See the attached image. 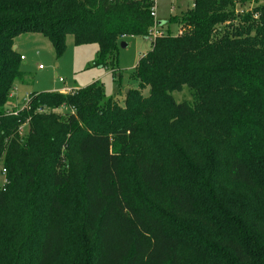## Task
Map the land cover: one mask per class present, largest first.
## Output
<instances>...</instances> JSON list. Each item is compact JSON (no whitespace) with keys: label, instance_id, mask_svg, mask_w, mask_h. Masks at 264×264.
<instances>
[{"label":"trees","instance_id":"16d2710c","mask_svg":"<svg viewBox=\"0 0 264 264\" xmlns=\"http://www.w3.org/2000/svg\"><path fill=\"white\" fill-rule=\"evenodd\" d=\"M193 1L168 21L180 25L178 34L153 38L167 23L152 17L153 0H0V163L9 180L37 189L45 159L54 163L39 228L4 240L0 264H264V5L240 15L232 0ZM236 18L247 24L237 34H216ZM26 34L47 39L56 58L68 36L75 46L95 44L93 67L115 73L122 38L151 37L133 75L148 95L130 90L124 109L93 83L67 94L32 93L29 110L8 115L12 91L25 82L15 39ZM185 88L192 101L175 102L172 94ZM158 102L184 135L178 148L168 142L152 155L139 137L157 124ZM61 108L68 110L49 113ZM28 119L25 140L18 129ZM67 136H78L79 177L62 149ZM193 140L204 152L193 153ZM213 182L221 188H206ZM145 192L168 200L176 224L158 215ZM9 203L0 188V213ZM186 221L205 228L188 241L177 227Z\"/></svg>","mask_w":264,"mask_h":264},{"label":"rangeland","instance_id":"374dc122","mask_svg":"<svg viewBox=\"0 0 264 264\" xmlns=\"http://www.w3.org/2000/svg\"><path fill=\"white\" fill-rule=\"evenodd\" d=\"M235 5V13L245 15L248 12L254 11V9L264 5V0H232ZM243 2L244 6L240 4ZM191 0H156V16L158 21H167L165 27L161 29V32L165 33L171 31L173 35L178 34L180 31V25L169 23V19L175 15H181L190 9ZM257 18V16H255ZM247 25L244 21L235 20L227 21L218 26L216 34L219 36L226 33L237 34V28L239 25ZM254 34V31H252ZM125 43L126 47L122 48L121 43ZM15 44L18 46V53L22 54L25 59L21 62V70L25 74V82L18 84V88L15 92L13 100H10L12 105H20L21 102L26 99L32 93H48V92H61L64 88H72L75 90L86 88L93 83H99L104 89L106 97H112L117 105L121 108L125 107V102L129 91L132 89H138L141 94V98L148 95L149 87L140 89L139 83L134 79V70L139 62L141 56L146 55L152 48V38L142 37H127L120 41L117 54L118 71L115 73L111 69H104L93 67V63L97 58L98 46L86 45L75 46L72 36L67 37V47L63 55L56 58L55 52L51 43L43 38L39 34H26L16 38ZM40 66L42 68H40ZM115 73V74H114ZM62 80L63 82H61ZM128 92L125 93V90ZM175 102L181 103L185 100L192 101L191 93L188 89H184L181 93L174 92L172 94ZM156 108L159 107V115L155 116L152 121H157V124L150 123V130L145 131L142 136L139 137V141L149 154L156 153V147L164 146L170 142L172 145L178 139L184 135L183 128L180 124H176L169 120L170 108L165 105L164 102L154 103ZM125 109V108H124ZM67 108L57 109L55 111H49V113H55L57 115L63 114L67 111ZM23 135H19L21 139H27L31 131V121L24 123ZM98 129V128H97ZM88 131L92 130L87 128ZM54 131L51 128L49 132ZM62 149H68L67 161H71L74 165V176L80 175L83 166L80 163V158L77 153V141L78 136H67ZM190 141H182V144H186ZM175 148H178V144ZM193 153H202L204 150L196 141H192ZM168 158L174 157L175 149L167 148ZM132 160V157H131ZM44 164V177L41 176L42 189H37L36 184H28L21 180L22 178L9 180L7 177V171L2 163H0V188L7 187V192L10 196V203L5 213H0V246L4 240L13 242L16 239H23L30 232L36 233V229L39 228L41 218V204L46 200L47 194L50 190V186L46 185V181L52 176L53 162L51 158L47 157ZM126 171L133 172V165L131 166L130 159L126 160ZM165 167H168L166 163ZM174 170H167L165 173V180L172 179ZM186 172L183 177L186 179L188 176ZM176 175V174H174ZM130 179L135 176L129 175ZM206 185V188L215 190V188H221L219 182H213ZM138 185V184H137ZM71 191H74L75 197H79L75 191L79 192L72 184L69 186ZM141 193V191H140ZM143 195V192L141 193ZM145 198L148 199L151 207H154L159 216L164 218H170L173 224H176L174 213L171 210L168 200L164 197L153 198L145 192ZM37 214L39 217L34 221L33 217ZM180 226H177L184 232V236L187 240H193L194 233L201 231L205 227L200 224H194L189 222H183ZM15 237V239H14ZM190 237V238H189Z\"/></svg>","mask_w":264,"mask_h":264},{"label":"built area","instance_id":"2783aa9c","mask_svg":"<svg viewBox=\"0 0 264 264\" xmlns=\"http://www.w3.org/2000/svg\"><path fill=\"white\" fill-rule=\"evenodd\" d=\"M155 1L156 0H153L154 6L152 8L151 15H152V17H154L155 21L158 22V20L156 19V4H155ZM191 1H192V3H191L190 8H194L195 7V3H194L193 0H191ZM162 33L163 32H161V30H155L154 33H153V38H156L158 36H161ZM122 39H124V38H122ZM22 59H25V57L22 56ZM40 68H42V67L40 66ZM60 81L63 82L62 80H60ZM16 90H17V88L15 87L14 90L12 91V93H11L10 100H13V97L15 96ZM74 91H76V90L75 89H72V88H64L62 90V92H65L66 94L67 93H73ZM29 104H30V97L29 96H27L26 99L23 101V103L21 102L20 105H12L10 103V101H9L8 102V105H7L8 108L6 109V113L8 115H14V116H16L19 112H21L23 110H29ZM47 112L48 111L42 110V109H40L38 111V113H47ZM28 121H30V119H28L26 122L28 123ZM23 125H24V123L18 129V134L19 135H23L26 132V131H24V126ZM5 171L6 170H4V172Z\"/></svg>","mask_w":264,"mask_h":264},{"label":"water","instance_id":"95a60500","mask_svg":"<svg viewBox=\"0 0 264 264\" xmlns=\"http://www.w3.org/2000/svg\"><path fill=\"white\" fill-rule=\"evenodd\" d=\"M162 24H163L162 22H159V23H158L159 26H161ZM121 47H122V48L126 47V44L122 42V43H121ZM15 48H16V47H14V49H15ZM127 92H128V89L125 90V93H127Z\"/></svg>","mask_w":264,"mask_h":264},{"label":"crops","instance_id":"0c3cea01","mask_svg":"<svg viewBox=\"0 0 264 264\" xmlns=\"http://www.w3.org/2000/svg\"><path fill=\"white\" fill-rule=\"evenodd\" d=\"M156 19H157V16H156ZM125 39V38H124ZM15 41H16V39H15ZM15 49L17 50V52H18V46L15 44ZM20 55H22V54H20ZM23 56V55H22ZM24 61V60H23ZM16 88H18V84L16 85ZM62 92V91H61Z\"/></svg>","mask_w":264,"mask_h":264}]
</instances>
